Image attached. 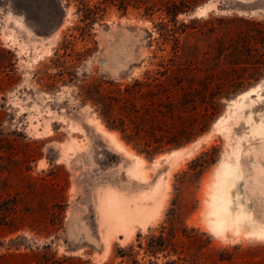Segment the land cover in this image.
<instances>
[{
    "label": "rangeland",
    "instance_id": "374dc122",
    "mask_svg": "<svg viewBox=\"0 0 264 264\" xmlns=\"http://www.w3.org/2000/svg\"><path fill=\"white\" fill-rule=\"evenodd\" d=\"M160 18L103 0H0V264H264V239L214 233L206 207L222 163L238 164L231 207L264 223V72L223 97L206 133L155 155L93 105L97 82L122 89L161 70ZM231 18L264 22V0H191L182 52L214 56V37L252 30ZM105 199L147 215L120 229Z\"/></svg>",
    "mask_w": 264,
    "mask_h": 264
},
{
    "label": "trees",
    "instance_id": "16d2710c",
    "mask_svg": "<svg viewBox=\"0 0 264 264\" xmlns=\"http://www.w3.org/2000/svg\"><path fill=\"white\" fill-rule=\"evenodd\" d=\"M103 1L124 10L142 8L148 15L159 12L162 18L154 24L155 39L159 51L170 48L160 62L161 70L153 75L146 73L122 89L103 81L94 88L93 105L103 125L140 153L155 155L203 135L221 113L223 97L236 94L264 72V22L226 19L252 26V30L229 32L224 40L223 36L214 37L217 55L200 56L194 46L187 52L181 49L182 36L194 27L192 22L177 21V16L188 11L191 0ZM225 45L230 49L223 53ZM231 56H238L237 62H232Z\"/></svg>",
    "mask_w": 264,
    "mask_h": 264
},
{
    "label": "bare ground",
    "instance_id": "6f19581e",
    "mask_svg": "<svg viewBox=\"0 0 264 264\" xmlns=\"http://www.w3.org/2000/svg\"><path fill=\"white\" fill-rule=\"evenodd\" d=\"M255 92V88L250 89L246 92L241 93L238 96V99H245L248 98L251 93ZM250 100V99H249ZM242 101V100H241ZM241 101L239 102L238 100L231 101L233 106L235 108H240L241 107ZM243 103V101H242ZM236 113V112H235ZM222 118V117H221ZM219 119L216 124L218 125L221 123L223 119ZM229 118V117H228ZM229 120V119H228ZM256 130V129H255ZM259 133L257 135H263L264 136V127H259L258 128ZM256 133V132H255ZM116 143V142H115ZM178 153V152H177ZM172 154V153H171ZM170 154V155H171ZM238 155L237 153H235ZM234 154V155H235ZM170 157V156H169ZM233 159V158H232ZM236 160V158H234ZM225 162V161H224ZM222 163L220 166V170L218 173V180L217 182L213 185V189L211 192L208 194L209 200L207 201L206 207H207V223L209 224V228L214 232V233H225L226 231H231L235 234H240L242 231L245 236L247 237H254L257 239H264V223H257L254 222V217L252 219V214L250 210L243 205H237L235 209L231 207V198L230 196V189L234 184L235 179L239 178L238 174V169L237 164L236 165H231L229 163ZM227 162V161H226ZM137 163V162H136ZM234 163V162H233ZM139 163H137L138 165ZM134 165V164H133ZM241 165V164H240ZM136 167V166H134ZM133 167V169H134ZM137 168V167H136ZM140 168V167H139ZM132 170V169H131ZM130 170V171H131ZM240 170V169H239ZM244 170V169H243ZM242 170V171H243ZM135 170H133L132 174L134 173ZM245 171V170H244ZM138 172V171H137ZM217 173V172H216ZM245 174V173H244ZM137 175V174H136ZM215 176V175H214ZM242 178H239V180ZM245 181V180H244ZM248 183V182H247ZM251 183V182H250ZM158 185V184H157ZM212 185V184H211ZM252 185V184H251ZM244 186V185H243ZM237 187V185H236ZM251 188V187H250ZM238 189V188H237ZM155 190V189H154ZM234 190H236L234 188ZM237 191V190H236ZM252 191V190H251ZM155 192V191H154ZM243 192V191H242ZM253 192V191H252ZM152 193V192H151ZM158 193V192H157ZM238 193V192H237ZM115 194V193H114ZM232 194V193H231ZM109 195V193L107 194ZM112 197V193H110ZM144 195V193H143ZM149 195V194H148ZM235 195V194H234ZM238 195V194H237ZM142 196V195H141ZM107 197V196H106ZM140 198V196H138ZM144 196L143 198H145ZM109 198V196H108ZM142 198V197H141ZM142 198V199H143ZM147 198V197H146ZM107 199V198H106ZM105 199V200H106ZM113 199V198H112ZM115 199V198H114ZM113 199V200H114ZM246 199V198H245ZM111 200V199H110ZM112 200V202H113ZM119 200V199H118ZM143 201V200H142ZM206 201V200H205ZM239 201V200H238ZM104 202V201H103ZM102 202V204H103ZM107 202V200L105 201ZM110 202V201H109ZM249 202V201H248ZM233 203V202H232ZM236 203V202H234ZM242 203V202H239ZM106 205L108 212V220L114 222L115 227H119L120 229H124L127 227V225L135 219V217H142L144 218L145 211L143 208L138 209L135 211V213H130L127 210H122L123 206L118 205V203H108ZM237 204V203H236ZM121 206V208H120ZM143 206V205H141ZM137 207V206H136ZM144 207V206H143ZM156 207V206H155ZM105 208V207H103ZM125 209V208H124ZM136 209V208H135ZM134 209V210H135ZM147 209V207H146ZM145 209V210H146ZM133 210V212H134ZM148 210V209H147ZM146 210V212H148ZM105 211V210H103ZM141 221V220H140ZM241 235V234H240Z\"/></svg>",
    "mask_w": 264,
    "mask_h": 264
},
{
    "label": "water",
    "instance_id": "95a60500",
    "mask_svg": "<svg viewBox=\"0 0 264 264\" xmlns=\"http://www.w3.org/2000/svg\"><path fill=\"white\" fill-rule=\"evenodd\" d=\"M249 10H250V9H248L247 11H249ZM251 10H252V12H253V11H256L257 9H251Z\"/></svg>",
    "mask_w": 264,
    "mask_h": 264
}]
</instances>
